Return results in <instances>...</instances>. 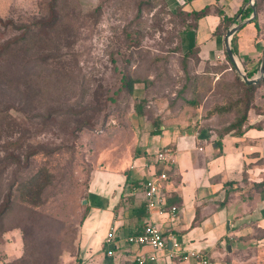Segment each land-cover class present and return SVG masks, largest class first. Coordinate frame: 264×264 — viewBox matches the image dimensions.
Returning <instances> with one entry per match:
<instances>
[{
	"label": "rangeland",
	"instance_id": "rangeland-1",
	"mask_svg": "<svg viewBox=\"0 0 264 264\" xmlns=\"http://www.w3.org/2000/svg\"><path fill=\"white\" fill-rule=\"evenodd\" d=\"M51 1L0 0V19L15 25L28 24L49 15ZM141 1L144 0H57L59 22L45 33L43 44L48 49L57 44L52 54L57 69L44 66L39 73L34 70L39 74L38 82L28 85L26 95H37L33 107L27 106L32 111L27 114L19 109L10 110L19 129L12 123H0V144L24 129L28 142L39 143L44 151L57 148L55 154L34 160L35 167L46 166L53 174L52 185L44 193L43 204L34 212L12 214L6 219L5 231L0 232V264H111L104 245L97 248L82 236L86 225L97 238L106 233L105 224L92 221L84 226L89 207L83 200L87 199L90 173L95 169L126 167L139 151L140 137L150 134L154 119L165 128L180 127L191 113L204 116L210 109L246 96L235 82L238 73L230 64H204L196 56L188 59L187 68L197 81H191V86L177 95L186 80L180 64L182 53L175 49L172 18L165 12L163 0H150L155 4L152 9ZM99 4L100 14L95 11ZM259 5L264 27V0H259ZM15 31L0 26V41L18 33ZM129 37L132 39L127 40ZM21 64L19 58H12L5 70V77L14 86L23 87V83L31 81V77H21ZM119 69L140 80L134 93L138 99L146 100L145 115L141 118L134 112V96L116 92ZM37 85L41 92L35 91ZM84 92L89 114L95 115L90 109L102 110L94 116L92 127L74 136L67 128L68 114L63 112L70 106L79 109L75 105L81 102ZM107 95H115L116 102H105ZM256 95L260 103L264 97L262 90H257ZM190 97L198 101V109L184 104L183 99ZM54 109L59 110V119L50 124L46 116ZM235 111L214 116V125L223 129L236 118ZM73 125L71 122L70 127ZM263 235L264 230H256L255 237ZM231 245L236 248V243L229 240L223 249L228 252ZM252 246V241L240 246L237 264H248L252 254L264 264V249L254 252ZM23 257L26 263H22ZM155 264L175 263L158 257Z\"/></svg>",
	"mask_w": 264,
	"mask_h": 264
},
{
	"label": "crops",
	"instance_id": "crops-1",
	"mask_svg": "<svg viewBox=\"0 0 264 264\" xmlns=\"http://www.w3.org/2000/svg\"><path fill=\"white\" fill-rule=\"evenodd\" d=\"M166 1L174 7L185 0ZM246 1L191 0L185 3L184 9L188 11L205 7L209 10L197 20L194 30L181 33L182 51L195 47L196 56L204 64L225 61L226 31L223 33L220 21L223 15L231 18L228 28L240 21L239 13L246 8ZM218 10L223 14L219 15ZM259 22V30L249 22L235 33V56L243 70L253 73L252 76L257 73L264 51V27L261 19ZM257 90L264 94V84H260ZM261 100L259 103L255 95L252 105L264 108V97ZM254 109L252 107L248 111L247 119L248 123L259 122V129L249 128L242 134L230 131L218 137L220 127L212 121L216 115L204 119L201 113H191L180 127L160 125L161 132L157 134L143 133L138 143L139 151L126 167L91 172L86 199L89 212L84 226L93 221L94 224H105L106 233L114 230L116 248L109 256L112 259L109 263L137 264V256L152 254L147 246L125 242L127 235L151 221L165 235H176L186 249L205 254L209 264H237L240 246L245 242H253L254 252L264 249V235L255 237L257 229L264 230V185L254 187L255 183L264 182V114ZM164 146L174 149L175 162L166 168L168 179L159 183V194L168 207H177L175 216L159 214L156 209L146 211L140 185V181L149 177L143 163ZM85 227L83 238L101 248L106 233L97 238L95 232L90 231L87 225ZM229 240L236 243V248L231 245L230 251L226 252L223 248ZM158 257H163L165 262L171 261L164 254H158L154 261L146 264H155ZM256 257L250 255L248 264H260ZM172 261L175 264H195L193 260L178 258Z\"/></svg>",
	"mask_w": 264,
	"mask_h": 264
},
{
	"label": "trees",
	"instance_id": "trees-1",
	"mask_svg": "<svg viewBox=\"0 0 264 264\" xmlns=\"http://www.w3.org/2000/svg\"><path fill=\"white\" fill-rule=\"evenodd\" d=\"M191 0H185L184 3L170 7L166 0H163V4L166 8V13L172 18V26L175 29L174 38L176 40L175 49L182 53L181 66L185 77V83L178 91L177 95L185 92L186 89L191 86V81H197V77L190 75L187 68L188 59L191 56H196L195 47L183 52L180 43L181 33L194 30L197 25V20L208 13L209 8L205 7L200 10H185L184 4L190 2ZM146 5L147 9H152L155 4L153 1L144 0L141 1ZM57 0H52L49 8V15L40 16L35 18L32 22L28 24L15 25L12 21H3L0 19V26L10 27L12 30H16L18 33H13L7 39L0 41V123L1 124H14L16 127L19 126L16 123V119L10 113L12 109H19L23 112L26 111L29 114L32 110L27 106L33 107V101L37 98V95L33 97L26 96L28 93V85L31 83L38 82L39 74H36L34 70H38V73L44 69V66H49L53 70L57 69L53 59V50L57 47L54 44L52 49L44 48V37L45 33L55 27L59 18L57 15ZM261 6L259 5V0H255L256 16L250 22L254 23L255 27L259 30V20L261 14ZM102 10V5L96 6L95 11L100 14ZM219 15L223 13L217 11ZM240 19L247 18L251 15L252 9L248 5L244 10H240ZM75 15V13H73ZM231 22V18L223 15V19L220 21V25H223V33L228 28ZM219 29V25L216 31ZM15 31V32H16ZM222 31V30H221ZM132 37L127 38L131 40ZM232 51L237 54L236 46V34L233 35L231 39ZM197 57V56H196ZM12 58H19L22 61L21 71L22 78H30L31 81L28 83H23V87L18 85L14 86V82L10 79L7 80L5 77V70L8 66V61ZM198 58V57H197ZM114 60V59H113ZM224 64H230L231 69H234L233 65L229 61L227 54L225 52V61L221 62ZM227 66H225L226 68ZM23 69V70H22ZM114 69H117L114 63ZM119 77V87L116 92L123 91L128 96H134L136 99L134 103V112L141 118L144 114V106L146 100L143 98H137L135 96V84L140 80L135 77L132 73H129L123 69L118 70ZM248 77H252L253 73H246ZM35 76V77H32ZM35 78V79H34ZM235 82L238 83L240 87L246 93V96L235 102H229L227 105L218 107L217 109H210L206 112L202 118H209L213 115H219L223 113H229L232 110H236V118L233 122L228 123L226 127L219 130L218 137L233 131L235 134H242L245 130L249 128L261 127L259 122L248 123V111L255 107L264 114V108L261 106L252 105L257 92V88L260 84H264V78L255 84H246L238 75L235 76ZM194 87L193 89L196 90ZM36 92H41V86L37 85L35 87ZM33 92V90L31 91ZM115 92V93H116ZM114 93V94H115ZM18 96L17 99L14 96ZM25 95V97H24ZM85 92L81 97V102L75 106L79 109L68 107L63 113H67L68 117L67 128H69L70 134L75 136V133L83 130L84 128L93 126L94 116L102 110L100 107L96 109H90L95 115L89 114V109L85 105ZM115 96V95H114ZM113 95H107L105 102L114 103L116 102V97ZM138 99V100H137ZM15 102V103H14ZM186 106H192L195 109L199 108V103L194 97L183 99ZM27 107V109H26ZM98 110V111H97ZM255 110V109H254ZM59 110L54 109L49 110L46 120L50 124H55L58 122ZM109 116V113L108 115ZM33 117V116H32ZM29 116V118H32ZM73 122L74 125L70 127V123ZM151 133L157 134L161 132L160 125L158 124V119L152 121ZM25 136L24 129L20 131V134L15 138H9L0 144V232L5 231V221L13 214V216H18L22 212L30 213L34 212L43 204V196L46 189L52 185L53 174L49 171L46 166L35 167L34 160L37 157H41L44 154L50 155L58 152L57 148L51 149L50 151H44V149L39 145V143L28 142ZM217 145L220 146V142L216 141ZM8 173L10 176L8 178ZM126 178H129L128 172H125ZM91 173L88 177V184L90 181ZM264 185L262 183H255V188H260ZM88 206V205H87ZM23 220V219H22ZM20 220V222L22 221ZM83 220V218H82ZM27 223L24 221V225ZM21 225L23 228H26ZM22 263H26L25 257L21 258Z\"/></svg>",
	"mask_w": 264,
	"mask_h": 264
},
{
	"label": "built area",
	"instance_id": "built-area-1",
	"mask_svg": "<svg viewBox=\"0 0 264 264\" xmlns=\"http://www.w3.org/2000/svg\"><path fill=\"white\" fill-rule=\"evenodd\" d=\"M175 162V151L171 147L164 146L158 149L148 160L143 163V167L149 171V177L140 181L145 199V210L150 212L156 209L159 214L170 213L176 215L175 205L167 206L164 197L159 194V183L168 179L166 168ZM125 242L137 246H147L152 254L149 256L139 255L135 258L137 264H146L154 261L158 254H164L166 258L173 260H193L195 264H209L207 256L199 251L188 250L182 246L178 237L173 233L167 235L155 222H149L142 226L140 230L125 237ZM170 243V248H168ZM107 255H112L116 248V237L114 230L106 233L103 239Z\"/></svg>",
	"mask_w": 264,
	"mask_h": 264
},
{
	"label": "water",
	"instance_id": "water-1",
	"mask_svg": "<svg viewBox=\"0 0 264 264\" xmlns=\"http://www.w3.org/2000/svg\"><path fill=\"white\" fill-rule=\"evenodd\" d=\"M248 5L252 9L251 15L249 17H247V18H244V19L232 24L226 30V33L224 35V46H225V52L227 54V57H228L229 61L231 62V64L234 67V70L238 73V75L241 77V79L246 84H255V83H257L258 81H260L261 79L264 78V51H263V53L261 55V59H260V63H259L256 75H254L252 77H248L246 72L243 70L241 64L239 63L237 57L233 53L232 46H231V39H232L233 35L241 27H243L245 24L249 23L256 16L255 0H247L245 5H244V8L247 7ZM239 14H241V13H239ZM83 203L86 204L87 200L84 199ZM170 246H171L170 243H168V247H170ZM228 249L230 251V246H228Z\"/></svg>",
	"mask_w": 264,
	"mask_h": 264
}]
</instances>
